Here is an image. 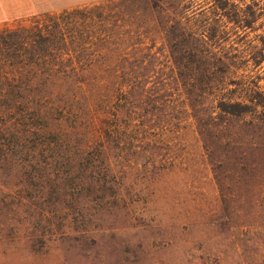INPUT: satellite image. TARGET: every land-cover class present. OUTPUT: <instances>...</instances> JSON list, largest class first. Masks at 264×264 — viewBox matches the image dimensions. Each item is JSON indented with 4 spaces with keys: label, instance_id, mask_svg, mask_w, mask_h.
Masks as SVG:
<instances>
[{
    "label": "trees",
    "instance_id": "trees-1",
    "mask_svg": "<svg viewBox=\"0 0 264 264\" xmlns=\"http://www.w3.org/2000/svg\"><path fill=\"white\" fill-rule=\"evenodd\" d=\"M256 5L112 0L1 31L2 160L10 144L26 143L35 175L51 164L35 145L49 144L62 190L114 188L125 201L139 182L178 169L193 131L218 188L211 224L236 238L239 264H264V37L249 38Z\"/></svg>",
    "mask_w": 264,
    "mask_h": 264
},
{
    "label": "rangeland",
    "instance_id": "rangeland-1",
    "mask_svg": "<svg viewBox=\"0 0 264 264\" xmlns=\"http://www.w3.org/2000/svg\"><path fill=\"white\" fill-rule=\"evenodd\" d=\"M109 1L0 0V32L29 25L39 13ZM247 1L262 13L249 37L256 42L264 37V0ZM260 74L264 87V65ZM16 145L6 148L5 162L0 156V264H239L236 238L211 224L218 188L193 131L178 169L156 184L139 182L125 201L114 188L62 190L63 170L49 144L35 147L51 164L31 175L21 153L28 144Z\"/></svg>",
    "mask_w": 264,
    "mask_h": 264
}]
</instances>
